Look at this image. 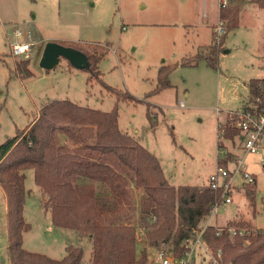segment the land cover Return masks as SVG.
<instances>
[{
    "label": "rangeland",
    "instance_id": "obj_1",
    "mask_svg": "<svg viewBox=\"0 0 264 264\" xmlns=\"http://www.w3.org/2000/svg\"><path fill=\"white\" fill-rule=\"evenodd\" d=\"M240 6L244 12L239 27L227 34L223 48L228 52L219 54L214 69L206 59L193 66H182V61L209 53L217 0H0V145L31 125L51 100H70L104 112L117 107L120 129L158 158L172 185L206 186L221 158L219 123L233 127L228 113L243 105L249 95L246 83L264 78V13L252 4ZM17 30L31 31L39 42L29 59L11 54ZM50 42L90 47L97 55L104 52L98 64L101 80L134 100H118L121 96L108 91L96 71L74 68L65 59H58L50 70L41 67ZM22 60L30 61L32 78L16 75V63ZM162 67L174 68L168 78L171 87L150 96ZM261 147L246 160L248 172L256 177L255 201L247 199L246 188L240 190L211 226L248 221L254 229H264V140ZM26 175L25 219L31 230L24 234V249L61 260L67 247L75 246L83 249L88 261L92 241L74 230L54 227L33 172ZM142 193L134 190L132 224L147 233L137 241L138 256L146 253L148 244L164 241L150 237L162 221L152 226L141 214ZM7 206L0 186V264H10ZM147 264H156L149 255Z\"/></svg>",
    "mask_w": 264,
    "mask_h": 264
},
{
    "label": "trees",
    "instance_id": "obj_2",
    "mask_svg": "<svg viewBox=\"0 0 264 264\" xmlns=\"http://www.w3.org/2000/svg\"><path fill=\"white\" fill-rule=\"evenodd\" d=\"M236 4L221 13L226 34L220 44L213 39L208 54L199 52L191 59H184L182 66H193L206 59L210 67L217 69L219 54L227 52L223 48L227 34L239 27L240 5L245 3ZM257 4L264 8V0ZM63 46L84 53L89 61L87 70L100 75L98 64L104 52L97 55L90 47ZM29 64V60L17 62L16 75L21 79L32 78ZM173 69H160L158 86L150 96L171 87L168 78ZM99 81L104 84L100 76ZM262 85L264 80L249 82L251 100L264 96ZM105 87L120 95L118 100H134L129 93L121 95ZM222 128L225 139L239 135L229 122ZM230 159L227 155L221 165L227 167ZM29 171L44 195L42 206L50 213L52 225L74 230L92 241L88 261L83 249L75 246L67 247L61 260L24 249V234L31 230L25 219ZM0 186L8 203L10 264H147L146 253L137 254V227L132 224L137 206L134 190L143 191L138 206L147 222L150 224L152 214L162 221L160 229L150 235L151 239L159 242L174 238L180 256L181 243L206 221L216 199L208 185H172L158 158L134 136L120 129L117 107L104 112L58 99L44 104L31 125L0 145ZM255 189L256 185L246 187V197L252 203ZM228 225L220 228L221 232L214 226L208 227L203 236L214 253L222 252V264H264V229H254L248 221ZM231 227L245 228L247 234L231 237Z\"/></svg>",
    "mask_w": 264,
    "mask_h": 264
},
{
    "label": "built area",
    "instance_id": "obj_3",
    "mask_svg": "<svg viewBox=\"0 0 264 264\" xmlns=\"http://www.w3.org/2000/svg\"><path fill=\"white\" fill-rule=\"evenodd\" d=\"M261 0H217L219 9V21L213 29V39L216 44H220L223 36L226 34L225 23L221 19V13L230 8L236 2L245 4H257ZM16 41L10 44L11 54L15 58H30V53L38 45L31 31L23 33L19 30L15 32ZM264 91V85H262ZM184 107V101L180 102ZM234 121V127L239 131L237 136L242 155L235 157L227 167L221 165V161L228 155L224 151V130L222 124L218 125V147L221 158H218L215 171L208 180L209 188L215 192L216 199L211 206V211L207 217V223L201 225L198 229L192 231L191 235L181 243V255H177L174 240L159 242L156 245L148 244L146 253L156 264H222L223 254L221 251L214 253L207 245L204 239V233L208 227H211L213 220L222 208L233 204L234 195L238 188H246L256 183L254 175L246 169L245 160L249 155L258 154L261 149V142L264 140V96L254 98L246 102L240 109L229 112ZM152 226H159V218L152 214L149 220ZM216 227V226H214ZM221 232L219 227H216ZM145 229V228H144ZM136 238L140 236L147 237L142 228H137ZM231 237L244 236L247 234L245 228H230Z\"/></svg>",
    "mask_w": 264,
    "mask_h": 264
},
{
    "label": "water",
    "instance_id": "obj_4",
    "mask_svg": "<svg viewBox=\"0 0 264 264\" xmlns=\"http://www.w3.org/2000/svg\"><path fill=\"white\" fill-rule=\"evenodd\" d=\"M60 58L65 59L77 69H87L89 67V61L84 53L55 42L46 45L40 65L46 70L53 69Z\"/></svg>",
    "mask_w": 264,
    "mask_h": 264
},
{
    "label": "crops",
    "instance_id": "obj_5",
    "mask_svg": "<svg viewBox=\"0 0 264 264\" xmlns=\"http://www.w3.org/2000/svg\"><path fill=\"white\" fill-rule=\"evenodd\" d=\"M245 5V4H244ZM247 5H251V4H247ZM253 6V8L256 10V11H258L259 10V12L260 13H264V8H262V7H260L258 4H252ZM245 10V9H244ZM242 12H244L243 10H242ZM242 12H241V14H242ZM218 21H219V9H218V12H217V23H218ZM217 23L216 24H212L211 25V27H209V29H210V43H209V45L212 43V41H213V29H214V27L217 25ZM39 43V42H38ZM199 48V47H198ZM228 52V51H227ZM252 80H254V79H252ZM256 80H264V78H261V79H256ZM248 84H249V82H247L246 83V86L248 87V89H249V86H248ZM251 96H250V89H249V95L247 96V98H246V100L244 101V103H243V105L246 103V102H248V101H250L251 100V98H250ZM242 105V106H243ZM241 106V107H242ZM233 112V111H232ZM228 115V114H227ZM226 120H227V117H226ZM220 124H222V123H220ZM239 139L240 138H238L237 136L235 137V138H233V139H224V141H223V148H224V151L226 152V153H228V155H229V157L231 156V159H230V161H229V163L235 158V157H239V156H241L242 155V150H241V147L239 146ZM262 142H263V140H262ZM262 142H261V144H262ZM262 148L263 147H261V149L260 150H262ZM246 160H247V158H246ZM245 160V161H246ZM245 164H246V162H245ZM246 169L248 170V166H247V164H246ZM215 171V170H214ZM213 171V172H214ZM212 172V173H213ZM211 173V174H212ZM210 174V175H211ZM210 177V176H209ZM209 177H208V179H207V185H208V180H209ZM256 178V177H255ZM177 187V186H176ZM240 190H242V188H238V190H237V192H239ZM236 192V193H237ZM234 203V202H233Z\"/></svg>",
    "mask_w": 264,
    "mask_h": 264
}]
</instances>
